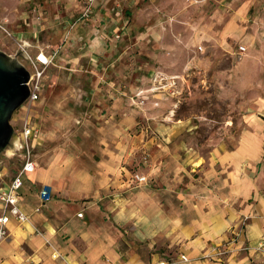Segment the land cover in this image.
I'll use <instances>...</instances> for the list:
<instances>
[{"label":"crops","instance_id":"1","mask_svg":"<svg viewBox=\"0 0 264 264\" xmlns=\"http://www.w3.org/2000/svg\"><path fill=\"white\" fill-rule=\"evenodd\" d=\"M53 1L47 12H22L13 30L35 52L49 53L66 33L71 39L56 58L55 82L68 90L44 106L48 116L33 147L37 167L19 190L28 219L11 215L0 264H156L183 254L188 260L177 264H244L261 253L264 98L232 147L215 142L206 156L198 154L181 136L185 123L174 118L180 92L158 106L154 97L145 106L134 98L153 70L166 68L156 66L135 82L134 46L111 40L130 30L133 0H119L123 12L116 0H97L85 18V0ZM260 1L229 0L211 14L221 24L212 21L219 29L208 39L230 50L233 40L250 34L251 8ZM135 173L147 182L135 184ZM45 185L47 202L40 194ZM214 246L227 252L215 255Z\"/></svg>","mask_w":264,"mask_h":264},{"label":"rangeland","instance_id":"2","mask_svg":"<svg viewBox=\"0 0 264 264\" xmlns=\"http://www.w3.org/2000/svg\"><path fill=\"white\" fill-rule=\"evenodd\" d=\"M53 3L52 0H0V21L13 32L14 27L24 21L20 17L22 12L28 15L35 7L47 12L49 4ZM130 5L133 6L127 24L130 30L126 34L122 31L115 33L111 40L134 46L135 82L156 66L165 67L170 74L178 72L177 92L181 95L174 118L186 125L181 132L182 138L196 153L205 156L215 142L232 147L247 123L248 114L259 99L264 98V0L251 8L253 27L250 34L233 40L230 50L216 47L214 40L208 39L212 31L219 29L211 27L212 21L221 24L211 14L217 9H227L229 0H133ZM121 8L123 12L124 2L122 7L120 2ZM59 10L62 9L59 7ZM105 29L108 30L107 25ZM69 39L66 33L63 42L49 50V53L57 50V54L44 72L41 98L30 112L31 121L43 127L48 116L44 110L46 103L52 102L54 95L59 96L68 90L66 84L55 82V78L60 74L56 58L65 46L63 43ZM201 43L203 51L198 50ZM241 45L247 46L243 52L239 49ZM0 48L15 55L18 51L15 36L0 29ZM162 96L166 97L162 99H168L167 95ZM49 97L52 98L49 100ZM23 116H27V111L25 107H19L11 120L15 129ZM14 132L10 144L0 155V165L5 169L0 174V186H6L5 182L22 164L23 148L17 132ZM40 152L36 150L37 154ZM260 251L249 256L244 264H264V246ZM220 263L228 264L225 261Z\"/></svg>","mask_w":264,"mask_h":264},{"label":"built area","instance_id":"3","mask_svg":"<svg viewBox=\"0 0 264 264\" xmlns=\"http://www.w3.org/2000/svg\"><path fill=\"white\" fill-rule=\"evenodd\" d=\"M97 0H85L84 9L81 14L82 18L89 17L96 11ZM116 11H120L119 0H116ZM43 16L38 15L35 18V23L40 24ZM0 29L12 36L13 32H10L8 28L0 21ZM18 45V51L16 56L27 67L30 72V79L28 81L31 93L26 101L21 105L25 107L27 116L21 118L19 127L15 129L17 132L21 147L23 148V163L20 170L13 177L11 182L6 186H0V242L9 236L8 224L10 222L11 215L15 216L21 221L28 219L27 214L20 207V195L19 190L23 185L24 177L26 174L32 172L37 167V160L34 157V142L39 137L41 128L37 122L31 121L30 112L34 109L33 105L37 100L41 98V83L44 78V72L50 63L53 62L57 54V50L53 53H47L41 49L38 51H32L30 44L25 38H15ZM203 45L198 46L199 51H203ZM241 52L246 50V46H239ZM180 75L170 74L164 69H155L150 75V83L145 87H138L134 91V98L141 106H145L151 97H154L153 101L155 106L159 105L160 99L164 98L162 94L169 96L175 95L179 84ZM166 98V97H165ZM148 180L147 175L142 173H135L133 176V182L137 185L146 183ZM43 202H47L51 199V190L48 185L41 188L40 191ZM81 215V214H80ZM263 245L260 244L258 248ZM227 252V248L222 249V246H214L213 253L215 255H224ZM186 255H181L178 261L168 262L166 260L159 261L156 264H177L182 261H187Z\"/></svg>","mask_w":264,"mask_h":264},{"label":"water","instance_id":"4","mask_svg":"<svg viewBox=\"0 0 264 264\" xmlns=\"http://www.w3.org/2000/svg\"><path fill=\"white\" fill-rule=\"evenodd\" d=\"M29 79L30 72L18 56L0 48V155L15 134L13 115L31 93Z\"/></svg>","mask_w":264,"mask_h":264}]
</instances>
